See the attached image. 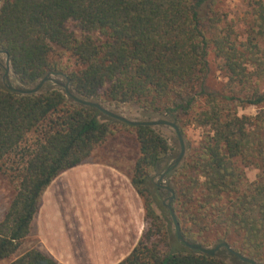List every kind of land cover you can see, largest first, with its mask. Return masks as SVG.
<instances>
[{"label":"trees","instance_id":"16d2710c","mask_svg":"<svg viewBox=\"0 0 264 264\" xmlns=\"http://www.w3.org/2000/svg\"><path fill=\"white\" fill-rule=\"evenodd\" d=\"M225 6L226 0H5L0 47L22 87L61 73L82 97L139 105L175 120L183 135L188 125L201 129L199 144L169 173L182 233L202 244H231L264 263V0H249L242 32ZM211 54L226 79L217 89L208 84ZM3 72L0 66V163L14 154L22 169L0 222V261L31 234L54 179L121 129H133L139 156L131 182L144 201L146 228L119 264H232L186 247L156 213L152 179L172 156L156 128L115 121L58 88L18 94L3 84ZM250 106L257 114L240 113ZM250 168L258 171L254 181ZM10 264L59 263L31 249Z\"/></svg>","mask_w":264,"mask_h":264},{"label":"crops","instance_id":"0c3cea01","mask_svg":"<svg viewBox=\"0 0 264 264\" xmlns=\"http://www.w3.org/2000/svg\"><path fill=\"white\" fill-rule=\"evenodd\" d=\"M123 164L90 157L61 173L42 197L31 234L10 260L0 264H10L31 249L59 264L124 261L144 233L146 210L132 185L131 171L124 170Z\"/></svg>","mask_w":264,"mask_h":264},{"label":"rangeland","instance_id":"374dc122","mask_svg":"<svg viewBox=\"0 0 264 264\" xmlns=\"http://www.w3.org/2000/svg\"><path fill=\"white\" fill-rule=\"evenodd\" d=\"M225 10L229 15V18L233 20L242 32L244 26L251 17V8L249 7V0H226ZM0 59L3 61L4 56H0ZM211 71L209 75L208 84L210 89L219 88L226 79L223 74L217 68V62L213 54L209 56ZM15 86H21L17 81H12ZM98 100V99H93ZM101 102L100 100H98ZM105 107L111 111L118 113L129 120L134 121H146V120H155L157 115L152 113H146L143 111L139 105L136 104H123V105H110L108 103L101 102ZM258 112L256 107H247L240 111L241 114L246 115H255ZM180 125V124H179ZM182 129V126H180ZM156 130L160 132L165 139H167L169 145L172 148V156L169 160V163L175 159L180 153V145L178 143L175 132L172 128L167 126L156 127ZM184 132V131H183ZM184 142L186 146V152L190 151L191 145H198L202 138V130L197 128L194 125H188L185 127L184 133ZM139 156V147L136 138L135 130H125L121 129L114 137L110 138L104 145L99 147L94 154L92 155L93 159H114L118 161H123V169L131 171L132 173L136 159ZM22 169V163L20 158L16 155H10L6 157L2 163H0V216L6 211V209L11 204L12 200L17 194V189L20 184V171ZM258 171L254 168L247 170V176L250 181L256 179ZM170 182V179H160V175H154L152 179V198H153V207L158 215L166 220L168 224H172V229L174 230L173 222L171 223V218L168 209L165 206L167 203V198L169 193L162 189L159 185L166 186ZM175 210V204H173ZM176 213V211H175ZM177 215V214H176ZM178 218V217H177ZM168 220L170 222H168ZM179 221V220H178ZM181 228V227H180ZM182 231V230H181ZM184 235V234H183ZM187 238V237H186ZM190 241L196 242L206 248H214L220 243H211V244H202L195 240L189 239ZM31 240H29L30 243ZM231 248L239 252L231 244H228ZM26 246V245H25ZM28 246V243H27ZM243 254L242 252H240ZM246 257H250L246 254H243ZM218 257L223 258L226 262L232 264H245L239 263L238 258L229 254L226 250L219 251L217 253ZM254 258V257H251ZM238 259L239 261H236ZM258 264H264L261 260L254 258ZM10 260V259H9ZM242 262V261H241ZM2 264V263H1ZM4 264V263H3Z\"/></svg>","mask_w":264,"mask_h":264},{"label":"water","instance_id":"95a60500","mask_svg":"<svg viewBox=\"0 0 264 264\" xmlns=\"http://www.w3.org/2000/svg\"><path fill=\"white\" fill-rule=\"evenodd\" d=\"M5 0H0V9L2 8ZM0 56H4L3 61L0 59V66H2L4 72H3V84L15 91L18 94L22 95H33V94H39L40 92H44L47 88H58L59 90L63 91L66 96L70 98L71 101L80 104L82 106L86 107H94L101 111L104 115L107 117L121 122L125 123L131 126H150L153 128L159 127V126H167L174 130L175 135L177 137L178 143L180 145V153L179 155L173 159V161L170 163L169 167L160 175V179L169 178V173L173 169L178 168L182 162L184 161L187 152H186V146L184 142V135L182 133V129L180 125L175 121L170 119L169 117H165L162 115H157V119L155 120H146V121H134L129 120L125 118L124 116L115 113L105 107L101 102L98 100L93 99H87L85 97H82L79 95L72 87L70 80L68 77L64 74H49L45 76L42 80H40L37 84L32 86H15L12 82L13 80L17 81V83L20 85V82L17 78V76L12 71V65H11V58L9 53L0 47ZM162 189H164L166 192L169 193V196L167 198V203H165L166 208L169 211L170 218L174 225V231L177 235L178 240L183 243L186 247L192 250H196L200 254L203 255H210L212 257H216L217 253L222 250H226L229 254L235 256L242 262H245L247 264H258L254 258L246 257L240 252H237L233 248H231L227 243H220L214 248H206L196 242L188 240L182 233L180 228V223L178 221L177 215L175 213L173 204L176 198V194L174 190L171 188L170 182L166 186L159 185Z\"/></svg>","mask_w":264,"mask_h":264}]
</instances>
